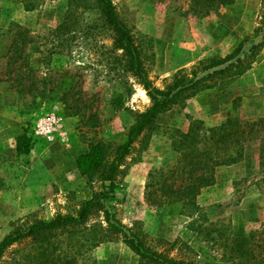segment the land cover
I'll return each mask as SVG.
<instances>
[{
    "label": "rangeland",
    "instance_id": "obj_1",
    "mask_svg": "<svg viewBox=\"0 0 264 264\" xmlns=\"http://www.w3.org/2000/svg\"><path fill=\"white\" fill-rule=\"evenodd\" d=\"M112 3L143 49L148 76L158 88L177 73L200 78L237 57L250 64L241 74L233 73L235 67L213 74L205 80L210 87L158 114L156 127L134 142L113 193L103 200L124 225L145 233L175 258L232 264L221 257L222 247L206 240L205 228L216 226L230 236L260 229L264 165L259 162L257 141L245 145L239 162L215 169L214 183L202 188L189 214L173 216L167 205L150 204L146 185L159 180L162 170L174 171L168 173V182L190 181L186 148L180 141L194 122L201 121L204 131L230 117L264 116V0ZM61 23L64 27L56 33ZM18 26L28 29L30 40L15 42ZM111 43L93 0H0V241L27 221L76 213L81 200L99 187L80 174L77 157L91 143H114L115 135L127 132L135 122L136 113L151 105L143 86L121 69L119 52L111 50ZM16 49L22 51L18 63L32 74L23 73L19 86L44 88L45 93L16 91L8 62ZM232 54L236 57L207 68ZM64 75L72 77L67 100L56 93ZM115 91L125 93L122 107L112 103ZM47 114L60 118L59 133L52 141L30 134L34 121ZM25 131L32 139L28 146L23 144L27 151L18 153L17 137ZM31 247L10 246L3 264ZM81 251L79 262L86 264H140L121 239L81 247Z\"/></svg>",
    "mask_w": 264,
    "mask_h": 264
},
{
    "label": "trees",
    "instance_id": "obj_2",
    "mask_svg": "<svg viewBox=\"0 0 264 264\" xmlns=\"http://www.w3.org/2000/svg\"><path fill=\"white\" fill-rule=\"evenodd\" d=\"M99 10L103 26L111 36V50L116 54L121 69L130 73L147 91L151 105L142 112L136 113L135 122L124 133L115 135V142L106 144L97 141L89 144L86 152L76 159V166L81 175L90 182L98 183L94 189L79 203L76 213L56 214L51 219H33L17 226L0 241V264L6 250L16 244H29L32 250L20 256L11 258L8 264H86L79 262L81 247L97 246L103 242L121 239L137 255L140 264H196L191 260L175 258L167 249H159L147 235L140 230L124 225L113 208L104 206L103 200L113 193L121 166L125 157L133 148L134 142L144 133L156 127L158 114L180 104L185 98L196 94L200 89L210 87L205 80L213 74L224 73L233 69L234 74H241L250 67L244 64L240 57L229 62L225 67L214 70L200 78H188L177 73L164 88L153 85L144 63V53L135 41L134 35L126 23L120 18L112 0H93ZM230 2L231 0H223ZM64 27L61 23L56 33ZM28 29L18 26L15 32V42L30 40ZM19 51V53H18ZM228 58L211 63L207 68L223 64L235 58ZM22 59V51L17 50L8 59L11 66L10 76L16 85L18 93L34 91L45 93V89L34 86L20 87L24 79L23 73L29 77L31 71L23 70L18 63ZM72 77L62 76L56 89L60 99L67 100L71 90ZM124 92L115 91L111 100L115 108L122 107ZM56 97L55 95L52 96ZM201 121L191 124L181 135V144L185 147L186 166L190 181L176 185L167 181L168 173L161 171L159 180H150L146 185V196L150 204L169 207L173 216L189 214L197 206L195 198L202 188L210 186L215 181L214 171L218 166L239 162L244 157L245 145L257 141L259 146V162L264 165V116L256 120L242 119L239 116L227 118L218 126L202 131ZM209 132V133H208ZM32 137L26 131L17 137V152L28 146ZM25 144V147L24 145ZM93 187V186H92ZM101 219L91 223L92 218ZM206 240L213 246L222 247V258L232 264H264V222L259 230L251 231L241 236L226 235L224 229L210 226L205 228ZM68 240L67 245L61 243ZM220 241V242H219ZM86 245V246H85ZM75 249L70 250V249ZM77 248V249H76Z\"/></svg>",
    "mask_w": 264,
    "mask_h": 264
},
{
    "label": "built area",
    "instance_id": "obj_3",
    "mask_svg": "<svg viewBox=\"0 0 264 264\" xmlns=\"http://www.w3.org/2000/svg\"><path fill=\"white\" fill-rule=\"evenodd\" d=\"M61 127L60 118L55 114H47L40 119L34 121L31 126L30 134L33 136L43 137L48 141H52L56 138Z\"/></svg>",
    "mask_w": 264,
    "mask_h": 264
}]
</instances>
